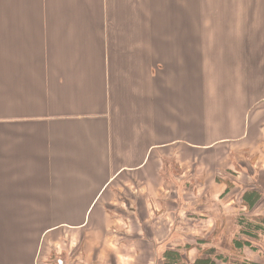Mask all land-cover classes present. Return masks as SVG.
Listing matches in <instances>:
<instances>
[{"label": "crops", "instance_id": "obj_1", "mask_svg": "<svg viewBox=\"0 0 264 264\" xmlns=\"http://www.w3.org/2000/svg\"><path fill=\"white\" fill-rule=\"evenodd\" d=\"M248 155L264 0H0V264H132L199 190L222 221Z\"/></svg>", "mask_w": 264, "mask_h": 264}, {"label": "rangeland", "instance_id": "obj_2", "mask_svg": "<svg viewBox=\"0 0 264 264\" xmlns=\"http://www.w3.org/2000/svg\"><path fill=\"white\" fill-rule=\"evenodd\" d=\"M243 162H245L244 169L242 170L241 163L238 164V167L245 175L236 177L239 175L232 170H227L221 174L226 177L227 188L225 194H230L231 201V207L224 214L222 221L212 222L207 217L212 211L209 210V207H214V209L217 207L218 209V198L211 195V202H208L204 189L199 190L196 203L187 200V203L183 204L180 219L166 218L165 226L167 229L165 234L154 233L152 235L129 237L132 238L129 245H133L134 249H130L129 254L117 250V259H128L129 263L132 262V264H164V255L168 250L180 247L185 249V244L190 243L195 245L191 251L186 250L190 263L194 262L199 255H202L201 257L206 259V264H264V220L259 219L264 217V194H262L258 205L255 204L248 209H246L243 202L244 194L251 195L254 193L253 191L259 190V187L255 186V184H258L257 177L261 176L264 179V174L260 171L253 173L252 169L255 166L256 159L251 155H248ZM221 175L220 177L223 178ZM205 199L206 203H203ZM166 204L167 209L172 206V203ZM240 214L245 215L248 218L247 222L251 224L248 227L253 231L250 235L241 233V231H248V229H244L242 224L236 220V217ZM159 222V218L151 220L149 227L147 225L148 230L151 232L159 230L160 226H163ZM155 244L159 246L157 250L158 258L153 255ZM207 247L216 248V255L213 258L208 259L202 253L200 254V249ZM107 256L112 260L115 258L113 249L112 252L107 253Z\"/></svg>", "mask_w": 264, "mask_h": 264}, {"label": "trees", "instance_id": "obj_3", "mask_svg": "<svg viewBox=\"0 0 264 264\" xmlns=\"http://www.w3.org/2000/svg\"><path fill=\"white\" fill-rule=\"evenodd\" d=\"M251 195L244 194L243 195V202L246 209L253 207L255 204L258 203V201L261 199L262 193L260 191H253ZM247 217L243 214H240L236 217V220L238 223L242 224L243 228H247L248 231L243 230L241 231L242 234L250 235L253 231H251L249 225H251L249 222H247ZM261 221L264 220V217L259 218ZM253 228V227H252ZM257 228V227H256ZM250 229V230H249ZM240 241V240H239ZM241 242V241H240ZM194 246L192 245H186V250L190 251ZM200 249V248H199ZM182 248H177L173 250H168L166 254L164 255V264H206V259L201 257L200 255L194 262H189L187 257V251ZM205 255L208 259L213 258V256L216 255V248L214 247H207L204 249H200V254ZM204 259V260H203ZM210 261V260H209Z\"/></svg>", "mask_w": 264, "mask_h": 264}]
</instances>
